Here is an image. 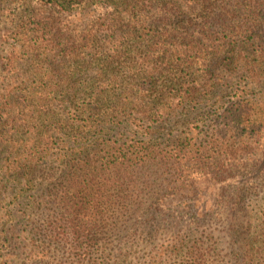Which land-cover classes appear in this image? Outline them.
<instances>
[{
    "label": "trees",
    "instance_id": "obj_1",
    "mask_svg": "<svg viewBox=\"0 0 264 264\" xmlns=\"http://www.w3.org/2000/svg\"><path fill=\"white\" fill-rule=\"evenodd\" d=\"M22 3L27 11L10 32L17 78L0 98V176L14 188L15 205L29 194L37 208L32 192L40 190L59 207L49 235L73 237V264H264V200L248 214L241 196L227 206L228 196L211 193L210 206H188L194 225L173 238L142 256L132 239L147 212L140 185L172 164L224 172L264 128L239 93L264 84V0ZM219 89L232 98L208 103ZM203 108L197 120L212 125L205 138L180 130ZM178 190L174 202L186 196ZM219 213L224 240L199 226ZM20 220L6 242L20 243L25 258H42L43 228L31 221L22 229Z\"/></svg>",
    "mask_w": 264,
    "mask_h": 264
},
{
    "label": "rangeland",
    "instance_id": "obj_2",
    "mask_svg": "<svg viewBox=\"0 0 264 264\" xmlns=\"http://www.w3.org/2000/svg\"><path fill=\"white\" fill-rule=\"evenodd\" d=\"M22 2L23 0H0V98L6 97L12 92V88L15 86L13 80L17 78V76L12 77V73L9 71L11 54L14 50H18L16 49L18 43L11 37L10 32L12 25L18 21L20 15L27 11L26 4ZM15 73H18L19 80L24 78L23 72L18 68ZM239 93L253 108L250 117L252 122L263 121L264 84L245 85ZM226 94L227 97H221ZM229 96L231 93L222 92L219 89L208 103L220 105L223 101L232 98ZM205 111L206 109L203 108L201 112L199 111L200 113L196 112L194 116H189L191 122L188 125H181L180 130L187 129L194 135L200 131L199 137L205 138L207 131L212 128V125L209 124L211 120L203 123L197 120L207 113ZM219 126L217 125V127ZM253 132V137L244 143L246 145L240 146L244 150H236L242 156L225 161L224 172L217 169L219 166L212 171V168L203 166L201 168L196 166L186 168L172 164L164 170H159L158 176L155 179H150L147 185L138 187L139 197L137 200L142 202L140 211H143L141 210L143 207H147V212L137 216L143 226L138 234L132 236L139 248V256L143 255V251L173 238L177 233L182 232V229L191 226L190 206L197 204L199 207L203 201H206V205L210 206L215 198L211 193L219 192L218 194L225 198L228 196L227 206L236 205L238 200L236 197L241 196L243 199L240 204L248 210V214H252L251 209L259 208L257 206L264 200V160L261 161L264 159V128L260 125L258 130H253ZM178 180H184L185 184L179 186ZM55 181L58 183L59 179ZM180 188L185 190L186 196L178 201H172L176 194H179L178 189ZM32 194L41 201L37 208L31 204V199H28L29 194L23 198V205H15L14 188L6 178L0 176V264H73V237L71 236L70 241L65 237L61 239L62 235L59 238L49 235L51 226L55 224L56 218L59 216V207L50 202L40 190L32 192ZM19 217L21 220L15 225L22 229L31 228V221L43 228L44 235L40 236L36 244L38 246L36 250H40V253L44 254L42 258L36 254L37 257L32 254L30 258H25L20 243L14 247L13 242H6L5 236H9L7 230L14 225ZM244 219L246 216L238 213L236 222L241 223ZM146 220H148L147 223ZM192 225L194 224L192 223ZM199 226L203 228V232H211L214 238L221 235L223 240L226 239L222 231L226 222L220 213L216 216H206ZM106 235L102 233L98 236L105 237ZM129 239H131L130 236ZM33 246L35 244L29 242L28 248Z\"/></svg>",
    "mask_w": 264,
    "mask_h": 264
}]
</instances>
